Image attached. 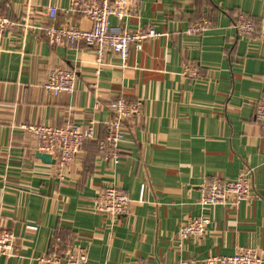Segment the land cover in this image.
Instances as JSON below:
<instances>
[{"label": "crops", "instance_id": "1", "mask_svg": "<svg viewBox=\"0 0 264 264\" xmlns=\"http://www.w3.org/2000/svg\"><path fill=\"white\" fill-rule=\"evenodd\" d=\"M131 16L113 26L154 27L160 36L140 50L129 48L123 65L105 54L98 75L95 55L85 44L49 46L41 32L20 25H76L91 22L68 12L69 0H0V13L14 24L0 36V225L17 238L15 254L0 264L40 261L59 238L57 252L85 248L89 264H173L209 256H232L248 247L264 258V131L254 120L264 96V0H135ZM48 6L58 8L46 19ZM238 14L254 31L237 35ZM203 19L202 34L185 30ZM20 24V25H19ZM193 64L194 78L183 74ZM74 69V91L52 95L42 89L54 68ZM140 99L139 115L124 124L120 164L104 162L97 139L110 119L108 103ZM97 122L60 180L56 161L37 157V141L22 124L62 127ZM55 160V159H54ZM251 171L253 197L232 205H199L198 187L212 177L234 179ZM127 192L128 211L111 222L96 213L100 188ZM146 186L140 201V188ZM211 224L201 239L176 242L188 218ZM27 225H34L29 230Z\"/></svg>", "mask_w": 264, "mask_h": 264}, {"label": "built area", "instance_id": "2", "mask_svg": "<svg viewBox=\"0 0 264 264\" xmlns=\"http://www.w3.org/2000/svg\"><path fill=\"white\" fill-rule=\"evenodd\" d=\"M136 9L135 0H69L68 12L79 13L91 22L89 29L76 25L63 24L60 26L46 23L40 26L20 25L25 31L33 30L42 33L45 43L49 46H64L85 44L92 48L95 55V74L98 75L104 62L105 54L112 52L124 65L128 58L129 48L133 46L140 50L146 40H153L160 36L154 27L129 30L125 27L113 26L111 19L118 21L128 19ZM58 8L46 7V19L53 21ZM8 17L0 13V36L13 27ZM210 19H203L189 26L185 33L202 34L212 27ZM237 35L246 36L254 31V23L245 14H238L232 24ZM183 74L194 78L197 75L193 64L187 65ZM77 73L74 69H52L41 86L43 91L52 95L60 93L70 94L74 91ZM142 102L140 99L127 101L117 98L108 103L110 119L104 122L105 134L97 139L98 152L101 159L116 167L120 164V142L123 140L124 124L140 114ZM254 120L264 131V96L255 105ZM97 122L89 121L85 125L67 124L62 127L46 125L22 124L21 129L32 134L37 141V149L41 153L49 154L55 159L56 174L60 180L64 178V171L80 152L83 144L96 137ZM251 171L242 170L232 180L212 177L204 181L199 187V205H232L239 202H250L253 197ZM146 186L140 188V201L144 199ZM130 200L127 192L115 185H106L96 194L93 209L96 213L108 216L111 222L120 219L128 211ZM211 221L206 216L188 218L182 223L176 234V242L189 238L201 239ZM27 229L35 230L34 225H27ZM16 235L8 228L0 225V256H13L16 248ZM59 238L51 242V251L40 259L47 264H89L85 248L77 247L57 252ZM205 264H264L261 253L252 248L241 247L232 256H209ZM131 264H146L141 258L134 259ZM173 264H194L192 260L177 261Z\"/></svg>", "mask_w": 264, "mask_h": 264}, {"label": "water", "instance_id": "3", "mask_svg": "<svg viewBox=\"0 0 264 264\" xmlns=\"http://www.w3.org/2000/svg\"><path fill=\"white\" fill-rule=\"evenodd\" d=\"M37 157H38L39 159H41L43 162H45V163L53 164L54 161H55V160L52 158L51 155H49V154H45V153H41V152L37 153Z\"/></svg>", "mask_w": 264, "mask_h": 264}]
</instances>
